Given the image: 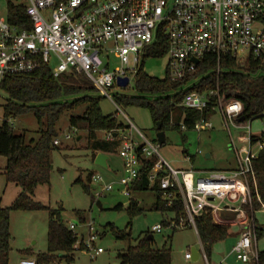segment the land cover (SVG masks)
<instances>
[{
    "label": "built area",
    "instance_id": "1",
    "mask_svg": "<svg viewBox=\"0 0 264 264\" xmlns=\"http://www.w3.org/2000/svg\"><path fill=\"white\" fill-rule=\"evenodd\" d=\"M11 6L24 9L30 26L10 22ZM163 48L168 58L166 74L173 82H196L201 61L215 59L216 87L186 93L181 106L202 111L211 103L210 97L214 99L213 110L228 134L236 166L227 170L175 168L161 155L157 140L152 142L129 125L119 136L112 132L105 135L106 140L118 136L121 141L118 154L123 174L109 181L99 174L92 175L93 183L101 185L97 197L116 188L130 197L133 184L141 179L143 160L157 158L149 173L150 184L159 185L161 199L168 206L179 200L185 209V216L170 222L169 227H188L197 232V217L211 214L217 222L218 214L231 212L240 227L231 252L242 264L257 261L259 210L254 204L258 202L264 211V202L253 163L264 142L252 141V121H239L243 106L238 100H224L218 78L225 56L235 58L240 65L253 57L264 69V0H0V83L8 75L31 72L41 64L51 66L55 77L80 70L103 97L116 104L115 89L135 86L145 60L154 57L150 51ZM119 78H128V85L118 86ZM215 115L201 118L192 131L212 130ZM14 121L9 120L11 125ZM3 122L0 115V125ZM180 129L188 131L183 122ZM256 137L264 138V130ZM54 143L60 144L58 139ZM186 160L191 157L186 155ZM85 224L86 237L76 232V224L69 223L77 238L74 248L87 250L95 258L103 253L95 245L99 232L93 221L86 220ZM153 231L162 232V225H155ZM202 250L209 264L203 247ZM185 259L191 260L192 252L187 251ZM20 263L38 264L35 258L22 259Z\"/></svg>",
    "mask_w": 264,
    "mask_h": 264
},
{
    "label": "trees",
    "instance_id": "2",
    "mask_svg": "<svg viewBox=\"0 0 264 264\" xmlns=\"http://www.w3.org/2000/svg\"><path fill=\"white\" fill-rule=\"evenodd\" d=\"M9 20L13 24L30 26L29 19L23 8L11 6ZM150 55L154 57L165 55V49H153ZM216 61L207 57L201 61L195 75L194 83L188 81L173 82L166 74L164 78H157L147 74L143 67L135 80L134 94H117L114 102L120 107L138 106L146 108L153 119L156 131H177L183 122L188 131H192L196 122L201 118L209 119L215 115L213 98L211 103L202 111L187 109L181 106L186 93L197 90L205 92L216 87L217 77L214 73ZM219 87L225 101L238 100L243 106L241 117L251 120L264 117V69L259 61L250 58L249 62L241 66L230 56L222 58ZM191 85V86H190ZM189 86V87H188ZM104 97L92 84L86 74L80 70H72L55 77L49 65L41 64L31 72L8 75L0 83V104L4 122L0 125V156L6 158L4 174L8 183H14L21 188L17 198L6 207L0 206V264H9L11 253V213L14 211L46 210L49 214L48 247L44 253L35 254L31 249L21 251L23 255L34 256L38 264H61L74 261L75 233L62 219V208L54 209L34 199L35 191L40 185L50 184L52 172V153L60 145L54 141L59 135L56 126L61 117L67 112H73L69 117L72 129L85 132L87 148L93 152L95 160L99 153L109 156L117 155L121 146L118 139L121 130L129 125L117 118V113L104 114L101 101ZM33 115L39 125V138L27 141L25 133H17L15 124L10 119ZM158 123L160 124L158 127ZM118 133L113 140H106L105 135ZM253 142L262 141L263 137L254 136ZM157 158L143 160L141 179L133 184L131 191L152 189L157 194L154 209L162 213L170 212L172 218L165 221L177 222L185 216V209L181 201H174L168 206L161 199L162 191L158 184L151 185L149 173L157 164ZM259 195L264 202V148L260 150L254 160ZM92 174L89 175L90 182ZM85 192H90V185L81 177L76 179ZM254 208L260 210V204L255 202ZM115 210H122L119 203ZM132 221L143 213L135 200H131L126 208ZM81 222H86L82 211L77 212ZM235 216V215H233ZM232 215H226V220H233ZM131 225V223H130ZM197 234L205 251L207 259L214 245L222 242L231 234L230 223H217L211 214H204L196 218ZM178 230L173 228V231ZM119 240H131L129 229L113 230ZM264 235V227L257 226V236ZM150 237V238H149ZM120 264H172V248L156 246L152 232L148 231L135 244L119 253ZM242 264V263H241ZM247 264H264V250L258 251V260H251Z\"/></svg>",
    "mask_w": 264,
    "mask_h": 264
},
{
    "label": "rangeland",
    "instance_id": "3",
    "mask_svg": "<svg viewBox=\"0 0 264 264\" xmlns=\"http://www.w3.org/2000/svg\"><path fill=\"white\" fill-rule=\"evenodd\" d=\"M168 58L166 55L149 57L143 65L144 71L150 76L164 78L167 71ZM242 63V61H241ZM244 66V64H241ZM113 96L117 94H134L135 89L130 85L127 89H115ZM4 101L0 99V104ZM101 109L104 114L117 113L119 121L134 126L145 137L156 142L157 131L154 126L150 112L146 108L138 106L120 107L111 100L104 97L101 101ZM73 112L65 113L56 128L59 131L57 139L60 145L52 153V172L50 184L40 185L35 191L34 199L51 208H62V219L66 224H76V232L87 236L88 227L81 222L77 215L82 211L86 220L93 221L94 227L99 232L96 240V247H101L103 253L91 258L87 250H77L74 253V261L61 264H120L119 253L125 251L129 244H135L146 232H152L156 246L172 248V264H206L203 250L198 234L193 228H182L176 231L167 225L170 221V212L162 213L155 210L157 194L152 189L134 190L130 197L124 196L118 188L114 191L103 193L101 185L89 182L90 174H99L105 180H117L122 176L123 161L119 154L112 155L108 160V167H102L95 163L93 152L87 148L88 139L83 131L72 129L69 125V117ZM0 115L2 108L0 107ZM214 128L201 132H177L167 131L166 143L161 146V155L175 168L197 170H227L236 166V159L229 148V137L219 121V115L212 118ZM17 133H25L27 141L39 138V125L33 115L18 117L14 121ZM252 134H260L264 130V118L254 119L251 123ZM233 134L237 135L236 131ZM67 136L70 138L67 139ZM240 145V144H239ZM201 150V154L198 153ZM210 153L211 157L206 158ZM186 155L191 160H186ZM6 158L0 156V206H9L18 196L21 188L14 183H8L4 174ZM82 180L90 185V192L87 193L76 179ZM135 200L143 213L130 219L126 208L130 201ZM100 201L102 207L97 205ZM122 203L124 209L115 210L114 207ZM259 226L264 227V211L256 213ZM235 218V217H234ZM236 219V218H235ZM234 219V221H235ZM131 223V225H130ZM157 224L162 225V232L153 231ZM49 214L46 210L39 211H14L11 213V253L9 264H21L22 259L34 256L23 255L24 249H31L35 254L44 253L48 247ZM131 231V240H119L115 237L113 230ZM237 232V229H232ZM236 237L230 234L228 238L217 243L212 248L210 258L212 263L241 264L231 252V247L236 242ZM198 251V260L185 259L187 251ZM257 250H264V235L258 238ZM211 263V264H212Z\"/></svg>",
    "mask_w": 264,
    "mask_h": 264
},
{
    "label": "water",
    "instance_id": "4",
    "mask_svg": "<svg viewBox=\"0 0 264 264\" xmlns=\"http://www.w3.org/2000/svg\"><path fill=\"white\" fill-rule=\"evenodd\" d=\"M195 62L198 63V60H195ZM128 82H129L128 78H119L117 81V84L118 86L126 87L128 85ZM239 121L240 122L244 121V117H240ZM159 125L160 124L158 123V127ZM156 138L160 146L166 143V134L164 131H158L156 134ZM209 157H210V154L207 153L206 158H209ZM108 159H109V156L107 154L99 153L95 158V163L102 167H108V163H107ZM97 205L99 207H102V204L100 203V201L97 202ZM198 257H199L198 251L196 249H193V260H197Z\"/></svg>",
    "mask_w": 264,
    "mask_h": 264
},
{
    "label": "crops",
    "instance_id": "5",
    "mask_svg": "<svg viewBox=\"0 0 264 264\" xmlns=\"http://www.w3.org/2000/svg\"><path fill=\"white\" fill-rule=\"evenodd\" d=\"M188 132H194V131H187L186 133H188ZM260 134H256V135H254V136H259ZM232 152V151H231ZM210 154V153H209ZM234 154V153H233ZM109 156V155H108ZM206 156V155H205ZM234 156H235V154H234ZM110 157L111 156H109V159H110ZM210 157H211V155H210ZM209 157V158H210ZM108 159V160H109ZM235 159H236V157H235ZM122 160V159H121ZM107 163H108V161H107ZM123 163V162H122ZM230 169H232V168H230ZM122 174H123V166H122ZM118 190V189H117ZM260 211V210H259ZM258 212V211H257ZM256 212V213H257ZM226 215H234L233 213H231V212H223V213H220V214H218L217 216H216V220H217V223H230V225H231V230H230V233L231 234H233L234 235V237H236L235 238V240L237 241L238 240V238H239V236H240V227L238 226V225H236L235 223H234V219L233 220H226V218H224ZM233 217H235V216H233ZM256 219H257V217H256ZM257 223H258V220H257ZM258 225H259V223H258ZM232 229H237V232H232L233 230ZM236 242H234V244H235ZM234 244L232 245V247L234 246ZM232 247H231V249H232ZM200 256V255H199ZM31 258H34V257H31ZM192 259H193V252H192ZM198 259H199V257H198ZM197 259V260H198ZM208 261V263L209 264H211L212 262H211V260H207ZM224 260H222V261H220V262H218V263H212V264H222V262H223ZM205 262H206V260H205ZM206 264H207V262H206Z\"/></svg>",
    "mask_w": 264,
    "mask_h": 264
}]
</instances>
